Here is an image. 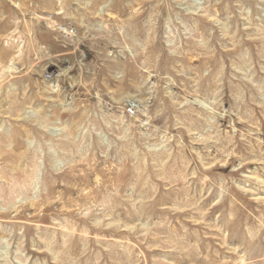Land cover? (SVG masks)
<instances>
[{"label":"rangeland","instance_id":"374dc122","mask_svg":"<svg viewBox=\"0 0 264 264\" xmlns=\"http://www.w3.org/2000/svg\"><path fill=\"white\" fill-rule=\"evenodd\" d=\"M0 264H264V0H0Z\"/></svg>","mask_w":264,"mask_h":264},{"label":"built area","instance_id":"2783aa9c","mask_svg":"<svg viewBox=\"0 0 264 264\" xmlns=\"http://www.w3.org/2000/svg\"><path fill=\"white\" fill-rule=\"evenodd\" d=\"M128 112L131 114V115H134V111L132 108L128 109Z\"/></svg>","mask_w":264,"mask_h":264}]
</instances>
